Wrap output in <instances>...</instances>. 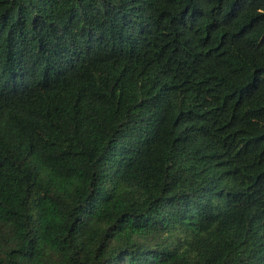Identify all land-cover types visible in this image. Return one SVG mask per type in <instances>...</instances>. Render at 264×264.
I'll list each match as a JSON object with an SVG mask.
<instances>
[{
  "label": "trees",
  "instance_id": "16d2710c",
  "mask_svg": "<svg viewBox=\"0 0 264 264\" xmlns=\"http://www.w3.org/2000/svg\"><path fill=\"white\" fill-rule=\"evenodd\" d=\"M0 264H264V0H0Z\"/></svg>",
  "mask_w": 264,
  "mask_h": 264
},
{
  "label": "bare ground",
  "instance_id": "6f19581e",
  "mask_svg": "<svg viewBox=\"0 0 264 264\" xmlns=\"http://www.w3.org/2000/svg\"><path fill=\"white\" fill-rule=\"evenodd\" d=\"M33 156V155H32Z\"/></svg>",
  "mask_w": 264,
  "mask_h": 264
}]
</instances>
